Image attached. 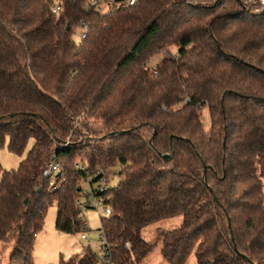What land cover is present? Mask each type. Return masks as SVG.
<instances>
[{
    "label": "trees",
    "instance_id": "obj_1",
    "mask_svg": "<svg viewBox=\"0 0 264 264\" xmlns=\"http://www.w3.org/2000/svg\"><path fill=\"white\" fill-rule=\"evenodd\" d=\"M5 145L23 156L15 169L0 164L7 264H33L53 202L57 231L83 230L79 179L116 165L111 213L100 217L109 244L102 264H141L157 247L167 264L191 253L196 264H264V6L136 0L98 11L65 0L54 13L47 0H0ZM52 154L63 175L49 191L42 171ZM179 215L176 228L142 236ZM98 260L87 247L69 263Z\"/></svg>",
    "mask_w": 264,
    "mask_h": 264
},
{
    "label": "rangeland",
    "instance_id": "obj_2",
    "mask_svg": "<svg viewBox=\"0 0 264 264\" xmlns=\"http://www.w3.org/2000/svg\"><path fill=\"white\" fill-rule=\"evenodd\" d=\"M259 3L262 4L260 0ZM78 40L77 36L74 37ZM172 52H175L171 48ZM163 57V53H159L151 56L146 64L147 67H154ZM202 119L205 127H209L210 121L207 109H203ZM23 156H18L8 151L6 145L0 148V164L3 169L10 170L15 169ZM119 166L116 165L107 170V173L111 176L110 187L116 185L118 182V177L116 175ZM263 187H264V177H263ZM100 208H87L83 211L82 216L85 220L86 227L76 233H62L59 232L56 236L54 232H58L55 229V217H56V205L53 202L48 206L46 214L44 217V224L42 230L36 234L33 250L32 259L33 264L36 258V264H39L37 259H41L42 262L46 261L47 264H70L69 259L76 254L81 253V251L89 247L93 252L99 257L97 264H102L100 258L102 253L100 251L99 243L97 242L98 229L100 227ZM181 222V216H175L172 218L163 219L155 223L149 224L142 230V236L145 239L151 237L154 229L156 227L164 228H176ZM84 233L87 235L86 239H81L80 234ZM38 236V237H37ZM36 239H40L36 241ZM1 248V242H0ZM10 254V248H6L3 252L0 251V264H7L8 257ZM141 264H167L166 261L160 254V247L153 250L147 258ZM185 264H196V259L194 253L188 256Z\"/></svg>",
    "mask_w": 264,
    "mask_h": 264
},
{
    "label": "built area",
    "instance_id": "obj_3",
    "mask_svg": "<svg viewBox=\"0 0 264 264\" xmlns=\"http://www.w3.org/2000/svg\"><path fill=\"white\" fill-rule=\"evenodd\" d=\"M50 4L51 11L57 13L61 8V3L65 0H47ZM86 10H98L105 11L107 9H113L122 5L133 4L136 0H83ZM264 4V0H260ZM86 34L85 22H81L80 28L76 31L75 36L78 43L84 38ZM153 73H156L155 71ZM68 144V141L60 143V147H64ZM81 169H85V166L79 165ZM62 167L56 160L55 154H52L51 159L47 166L42 171V176L48 180L49 191H53L58 187V179L62 177ZM111 176L102 169H94L92 171L86 170V176L79 179L77 186V195L75 196L76 207L83 212L87 208H100V217L108 216L111 213V209L107 203V191L110 188ZM81 239H86L87 235L80 234ZM97 242L100 246L101 253H106L109 244L105 237V233L102 229H98ZM128 247V243L125 244Z\"/></svg>",
    "mask_w": 264,
    "mask_h": 264
},
{
    "label": "crops",
    "instance_id": "obj_4",
    "mask_svg": "<svg viewBox=\"0 0 264 264\" xmlns=\"http://www.w3.org/2000/svg\"><path fill=\"white\" fill-rule=\"evenodd\" d=\"M57 231V230H56ZM55 234H53L54 236H56L57 234H59V231L58 232H54ZM38 237V236H37ZM40 240V239H39ZM38 239H36V241H39ZM35 263L36 264V258L34 259ZM37 261L39 262V264H47L46 261L42 262L41 259H37Z\"/></svg>",
    "mask_w": 264,
    "mask_h": 264
},
{
    "label": "water",
    "instance_id": "obj_5",
    "mask_svg": "<svg viewBox=\"0 0 264 264\" xmlns=\"http://www.w3.org/2000/svg\"><path fill=\"white\" fill-rule=\"evenodd\" d=\"M165 157H167V155H165Z\"/></svg>",
    "mask_w": 264,
    "mask_h": 264
}]
</instances>
